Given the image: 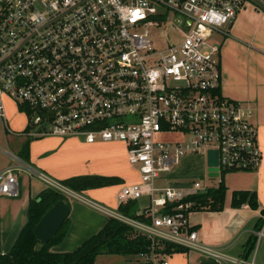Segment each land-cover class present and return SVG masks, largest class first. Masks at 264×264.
I'll list each match as a JSON object with an SVG mask.
<instances>
[{
	"label": "built area",
	"instance_id": "2783aa9c",
	"mask_svg": "<svg viewBox=\"0 0 264 264\" xmlns=\"http://www.w3.org/2000/svg\"><path fill=\"white\" fill-rule=\"evenodd\" d=\"M264 12V0H0V119L4 97L25 110L29 137L74 136L120 141L138 181L124 184L118 205L147 198L135 216L85 201L151 241L138 254L168 264L165 243L231 264L192 229L191 195L208 186L181 180L187 154L217 152V172L256 170L262 160L258 129L247 102L221 90L219 46L212 32L244 6ZM173 16L175 41L154 45L151 29ZM13 165L0 171V197L19 194L24 169L63 194H77L32 171L6 150Z\"/></svg>",
	"mask_w": 264,
	"mask_h": 264
},
{
	"label": "crops",
	"instance_id": "0c3cea01",
	"mask_svg": "<svg viewBox=\"0 0 264 264\" xmlns=\"http://www.w3.org/2000/svg\"><path fill=\"white\" fill-rule=\"evenodd\" d=\"M209 41L219 46L221 92L230 98L247 102L253 109L252 120L258 129L262 160L256 170L225 172L223 209L192 211L189 221L192 229L197 231L199 241L231 258L244 259L246 242L251 234L256 235L255 247L246 260L252 261L253 264H264V223L260 230H254L257 219H264L260 213L264 207V12L251 4L244 6L231 22L215 29ZM4 115L9 129H3L0 119V130L6 146L13 142L15 150L8 147L9 151L15 152L32 171L57 182L79 175L121 179L118 184L75 192L76 196L68 195L67 198V194H64L70 206L67 228L62 240L52 245L50 251H73L97 233L109 218L89 205L85 199L116 210V194L120 187L138 181L135 168L127 161L125 144L120 141L86 142L74 136L29 137L24 133L28 123L27 114L9 97H4ZM23 142H27L26 157L20 155ZM0 149L7 157L5 161H0L1 171L13 165L14 161L6 153L8 149ZM211 151L185 155L178 167V176L194 178L189 180L198 179L208 187H215L220 179L208 173L209 159L214 160L217 166V152ZM15 174L19 181V194L14 197H0L2 253L10 250L26 223L30 199L38 197L40 192L48 187L43 180L27 170H16ZM203 177L208 178L209 182ZM237 190L254 192L257 208L252 209L247 204L232 207V193ZM138 200L133 203L129 215H137L146 205H140ZM162 253L160 259L167 260L168 264H231L196 250L179 247H171L169 252ZM94 264L154 263L144 261L139 255L98 254Z\"/></svg>",
	"mask_w": 264,
	"mask_h": 264
},
{
	"label": "trees",
	"instance_id": "16d2710c",
	"mask_svg": "<svg viewBox=\"0 0 264 264\" xmlns=\"http://www.w3.org/2000/svg\"><path fill=\"white\" fill-rule=\"evenodd\" d=\"M26 154L27 142H23L20 147V155L26 157ZM223 174H221L220 180L215 187H208L204 192L187 198L194 203L193 211L202 209L220 211L223 209L226 190ZM120 182L121 179L118 177L100 175L72 176L60 181L62 185L74 192H82L86 189L118 184ZM60 199L67 201V198L60 190L50 186L41 191L38 197L30 199L26 223L20 230L10 250L5 253L0 251V264H94L95 257L98 254L138 255L149 251L151 243L149 239L136 233L131 226L113 217H109L106 224L97 233L90 236L73 251H50V247L59 243L64 237L67 228V218L47 243H40L35 238L32 229L42 214ZM134 202L128 201L125 204H120L117 210L127 215ZM242 204H247L250 208L256 209L255 193L249 190L234 191L232 193L231 206L239 207ZM260 213L264 216V207ZM134 216L136 217V215ZM263 223V217H259L254 230H260ZM256 240V235L251 234L249 236L244 248V259H247V256L254 249ZM171 247L177 246L165 243L161 251L167 253L171 250Z\"/></svg>",
	"mask_w": 264,
	"mask_h": 264
},
{
	"label": "water",
	"instance_id": "95a60500",
	"mask_svg": "<svg viewBox=\"0 0 264 264\" xmlns=\"http://www.w3.org/2000/svg\"><path fill=\"white\" fill-rule=\"evenodd\" d=\"M208 152H212L209 150ZM209 154V153H208ZM208 173L210 176H218L215 161L209 159ZM70 206L66 200L60 199L48 208L34 225L32 232L40 243H47L59 230L64 220L68 218Z\"/></svg>",
	"mask_w": 264,
	"mask_h": 264
},
{
	"label": "rangeland",
	"instance_id": "374dc122",
	"mask_svg": "<svg viewBox=\"0 0 264 264\" xmlns=\"http://www.w3.org/2000/svg\"><path fill=\"white\" fill-rule=\"evenodd\" d=\"M172 18H173V16H170V18H166L165 22L161 25L162 34H159L158 30L160 28L151 29L150 32H151V36L153 38V42H154L155 46H157V45L161 46L163 44H168L170 41H175L174 39L179 36L178 33L176 32V30L173 28V24H172L173 19ZM0 147L5 148V149H8V147H9L12 150H15V147H16V146H14L13 142H10L6 146L5 140L1 134V130H0ZM195 156H197V155H195ZM204 157H206V156L204 155ZM6 159H7L6 155L0 149V161L1 160L5 161ZM203 178L205 181L209 182L208 178H206V177H203ZM179 179L189 180V179H194V178L180 176ZM68 197L69 196L67 195V198ZM138 202H140V205L146 204L147 198L142 197L138 200ZM140 205H138V206H140ZM136 209H138V207H136Z\"/></svg>",
	"mask_w": 264,
	"mask_h": 264
}]
</instances>
